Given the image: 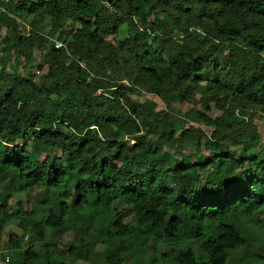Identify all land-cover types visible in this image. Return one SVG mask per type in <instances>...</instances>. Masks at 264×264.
Returning a JSON list of instances; mask_svg holds the SVG:
<instances>
[{"label": "trees", "instance_id": "trees-1", "mask_svg": "<svg viewBox=\"0 0 264 264\" xmlns=\"http://www.w3.org/2000/svg\"><path fill=\"white\" fill-rule=\"evenodd\" d=\"M176 102L204 110L178 116ZM254 116L264 118V0H0V235L13 222L27 244L8 237L7 264L85 263L96 249L91 264L135 253L259 264L264 254L236 257L264 215ZM30 184L44 189L34 206L17 200L8 213L4 193ZM113 201L118 211L93 214L91 203ZM131 235L141 240L127 245Z\"/></svg>", "mask_w": 264, "mask_h": 264}, {"label": "rangeland", "instance_id": "rangeland-1", "mask_svg": "<svg viewBox=\"0 0 264 264\" xmlns=\"http://www.w3.org/2000/svg\"><path fill=\"white\" fill-rule=\"evenodd\" d=\"M17 22L19 24H21V22H19V20ZM26 29H27V27H26ZM124 35H125V28L122 27V28H120V30H118L113 35V37L115 39H119V38H122ZM34 55H35L36 59H38L39 55H37L36 52ZM32 73L34 75V80H37L38 77H40V75H41V73L36 72L35 70L32 71ZM144 99H147V100L150 99L151 101H153L156 104L157 109L163 108L160 101L156 97H151L150 95H147L144 93H142V95L140 97H136V100H138V101H142ZM173 106L175 109V113L178 116H183L184 113L187 111H191L195 114H198L204 110L203 109L204 106H202V105L192 106L189 103H177L176 102L173 104ZM206 115L214 118L217 115H219V112L217 110H215L210 105L209 111L206 113ZM252 124L256 128V133H257L258 139L253 144L251 149L249 150V154L255 153L258 150L259 146L264 145V118H257L256 116H254L252 118ZM191 125H193V127H195L196 129L200 130L206 136L208 135V130L203 123L199 122V123H195V124H191ZM177 135L180 136L179 133H177ZM168 149L170 151L172 150V148H168ZM231 149L234 150L236 152V154H241L242 148L240 146H234ZM184 151H186V149ZM204 153L206 154L207 152H204ZM43 154H44V152H43ZM136 172L141 173L140 170H137ZM41 191H44V189L41 188L40 186L36 185V184H30L29 189L26 192H18L16 189H9L2 196L1 202L7 206V212L8 213H11L15 210V203L17 200L21 201L22 207L24 209L29 210V208L34 206V204L36 203L35 201L38 199L39 193ZM69 192H71V191L69 189H66V188L62 191V201L65 203L69 202V197L67 196ZM91 207L94 208L93 214L97 215L98 212L96 209L99 207H104L108 212L114 213L121 208V204L118 202H115V201L108 202L105 205H99L96 203H91ZM77 219H78V221H84V220H86V215H83V214L77 215ZM254 219H257V221H259L260 223L259 224L253 223L252 220H254ZM107 221H109V220H107ZM107 221L104 220V225H106V223H108ZM247 227H248L249 232L251 233L249 235L250 240H248L245 247H243L241 250H239L236 253L237 258L247 257L248 255H251L253 253L264 254V215L257 214V213L253 214L251 222H249L247 224ZM8 237L16 238L17 240L20 241V243L22 245H25V246L27 245L25 234H23L21 231H19L15 227L13 222H10V223L8 222V223L3 224V230H2L1 235H0V251H4L3 245L7 241ZM71 239H72L71 232H67L61 236L60 242H59V254L62 253L64 246L68 242H70ZM140 240H141L140 237L131 235V236L127 237L126 243H127V245H133ZM199 243H200V241H194L193 245H192V250L196 256L199 254V250H198ZM170 250H171V246H169V245L161 246L158 248L159 253L163 254V255H168L170 253ZM100 251H101V249H96V251H94L90 255L88 262L79 263V264H91V263L95 262L98 259ZM122 258H123L124 264H154L152 262L151 257L140 254V253H135L132 255H122ZM259 264H264V260L261 261Z\"/></svg>", "mask_w": 264, "mask_h": 264}, {"label": "built area", "instance_id": "built-area-1", "mask_svg": "<svg viewBox=\"0 0 264 264\" xmlns=\"http://www.w3.org/2000/svg\"><path fill=\"white\" fill-rule=\"evenodd\" d=\"M54 46L56 48H60L61 44H59L58 42H54ZM9 261L8 259V255L6 254L5 251H0V264H7Z\"/></svg>", "mask_w": 264, "mask_h": 264}]
</instances>
